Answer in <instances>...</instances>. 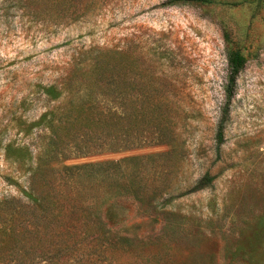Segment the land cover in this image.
Wrapping results in <instances>:
<instances>
[{
	"label": "rangeland",
	"instance_id": "obj_1",
	"mask_svg": "<svg viewBox=\"0 0 264 264\" xmlns=\"http://www.w3.org/2000/svg\"><path fill=\"white\" fill-rule=\"evenodd\" d=\"M64 8L55 19L25 0H0V264H264V0ZM226 49L243 58L227 105ZM105 51L123 56L117 85L155 90L170 141L51 152L49 128L72 96L53 103L43 92L60 91L78 54ZM205 174L211 184L191 192ZM30 180L36 192L52 182L47 212L31 203L10 211L15 200L29 203Z\"/></svg>",
	"mask_w": 264,
	"mask_h": 264
},
{
	"label": "trees",
	"instance_id": "obj_2",
	"mask_svg": "<svg viewBox=\"0 0 264 264\" xmlns=\"http://www.w3.org/2000/svg\"><path fill=\"white\" fill-rule=\"evenodd\" d=\"M47 1L25 0V6H29L34 15H48V17L54 15L55 19L67 17L68 9L65 10L64 6L72 0H57L58 7L54 8H51ZM52 1L50 5L53 4ZM212 2L213 0H167V4L170 6L211 4ZM73 13L72 10L69 15H73ZM74 18L76 16L72 17V19ZM122 59V54L117 52L105 51L94 55L78 54V57L72 61V65L70 64L66 72L59 78L60 91L55 96L49 97L54 92L52 84L43 92L47 102L52 101L53 103H58L59 99L65 95L72 96L60 109V113L54 120L58 126L49 128L46 146L51 148V152H58L62 157L65 156V152L85 157L104 152L114 153L129 150L152 140L162 143L170 141L169 122L162 113L165 105L155 99V90L132 88L126 91L116 84L122 80L119 69ZM132 60L135 61L133 58ZM226 60L228 90L225 105L228 104L231 97V86L243 66V58L237 50L226 49ZM84 63L87 64L83 65ZM53 110L55 111L50 110L46 113L44 118L54 119V112L58 110V107H54ZM222 124L223 119L220 120L214 136L216 148L222 143ZM57 132H64L65 136L66 132H69L68 141L62 142ZM47 169L50 172H57V170L48 167ZM38 172L42 175L43 171L38 169ZM33 176L34 172L30 175V179ZM211 181V177L207 174L203 175L192 187L191 192L207 188ZM44 184L42 185L48 191L36 192L34 183L33 181L31 183L30 180V184L26 188L28 192V197H26L29 203L15 200L10 211L19 214L24 212L31 203L33 209L39 210L42 214L46 213V203H50L47 196L50 194L49 190L52 189V182L46 181ZM134 197H137V194H134ZM5 204L6 202H4ZM8 236L13 238L12 234H8ZM119 240L125 241L128 245L131 244L127 238L120 237Z\"/></svg>",
	"mask_w": 264,
	"mask_h": 264
}]
</instances>
